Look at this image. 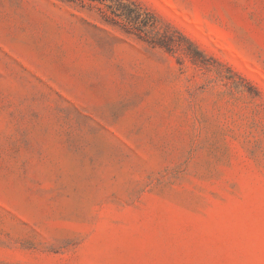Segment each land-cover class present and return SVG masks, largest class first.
<instances>
[{
    "label": "rangeland",
    "instance_id": "1",
    "mask_svg": "<svg viewBox=\"0 0 264 264\" xmlns=\"http://www.w3.org/2000/svg\"><path fill=\"white\" fill-rule=\"evenodd\" d=\"M0 264H264V0H0Z\"/></svg>",
    "mask_w": 264,
    "mask_h": 264
}]
</instances>
